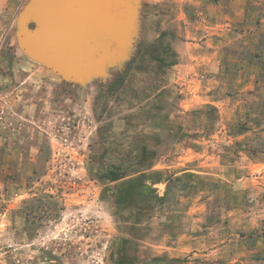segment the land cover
I'll return each mask as SVG.
<instances>
[{
	"label": "rangeland",
	"instance_id": "obj_1",
	"mask_svg": "<svg viewBox=\"0 0 264 264\" xmlns=\"http://www.w3.org/2000/svg\"><path fill=\"white\" fill-rule=\"evenodd\" d=\"M0 0V264H264V0H132L82 78Z\"/></svg>",
	"mask_w": 264,
	"mask_h": 264
},
{
	"label": "water",
	"instance_id": "obj_2",
	"mask_svg": "<svg viewBox=\"0 0 264 264\" xmlns=\"http://www.w3.org/2000/svg\"><path fill=\"white\" fill-rule=\"evenodd\" d=\"M131 2L34 0L24 17L35 26L23 31V47L66 77H86L117 50Z\"/></svg>",
	"mask_w": 264,
	"mask_h": 264
}]
</instances>
